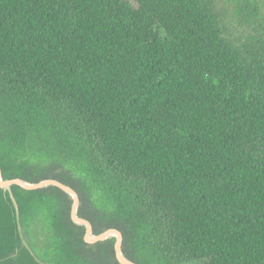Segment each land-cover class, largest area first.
<instances>
[{
  "label": "trees",
  "instance_id": "16d2710c",
  "mask_svg": "<svg viewBox=\"0 0 264 264\" xmlns=\"http://www.w3.org/2000/svg\"><path fill=\"white\" fill-rule=\"evenodd\" d=\"M221 1L0 0L4 179L137 264H264V16ZM72 204L0 187V264H122Z\"/></svg>",
  "mask_w": 264,
  "mask_h": 264
},
{
  "label": "water",
  "instance_id": "95a60500",
  "mask_svg": "<svg viewBox=\"0 0 264 264\" xmlns=\"http://www.w3.org/2000/svg\"><path fill=\"white\" fill-rule=\"evenodd\" d=\"M14 185L21 186L27 190H36L52 185V186H57L63 191L67 192L69 195H71L73 199L72 210H71V216L73 221L76 224L84 225L86 227L85 240L89 243H96L100 241H105L107 239L115 238V251L118 261L122 264H137L124 255L122 251L123 235L120 230L115 228H110L98 235L93 234L91 223L88 220L78 215V207H79L80 199L78 193L71 186L64 184L56 179H45L38 183H30L20 178L4 179L2 175V171L0 169V187L11 191L12 186Z\"/></svg>",
  "mask_w": 264,
  "mask_h": 264
},
{
  "label": "rangeland",
  "instance_id": "374dc122",
  "mask_svg": "<svg viewBox=\"0 0 264 264\" xmlns=\"http://www.w3.org/2000/svg\"><path fill=\"white\" fill-rule=\"evenodd\" d=\"M220 8H223L225 11H231V6L225 0L220 2ZM261 8L262 14L264 16V0H261ZM224 33L225 36L234 42L236 45H242L247 42V38L249 37L250 30L245 27L239 26L235 20L231 17L230 12L229 14H225L224 17ZM251 44V43H250Z\"/></svg>",
  "mask_w": 264,
  "mask_h": 264
}]
</instances>
